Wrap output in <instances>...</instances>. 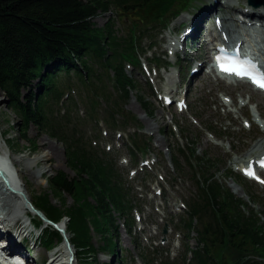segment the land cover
Here are the masks:
<instances>
[{"label": "trees", "instance_id": "16d2710c", "mask_svg": "<svg viewBox=\"0 0 264 264\" xmlns=\"http://www.w3.org/2000/svg\"><path fill=\"white\" fill-rule=\"evenodd\" d=\"M191 1L0 0V90L8 99V108L19 118L21 137L32 143L29 130L35 126L61 141L67 164L74 171L73 176L62 169L48 176L50 191L62 199V206L54 204L47 191L32 196L31 201L55 223L68 218L69 240L84 257L85 253L96 250L91 243V228L104 238L101 249L119 253L115 248L117 243L109 235L118 227L115 210L126 215L129 229L134 222L136 206L132 204L129 188L115 176L116 164L112 157L92 144V135H87L85 125L103 121L113 129V126L125 127V122L134 119L132 116L119 121L118 117H125L121 111L125 98H129L134 89L139 91L138 84L127 73L126 60L141 68L142 56L138 52L144 51V32L150 31L140 23H132L128 32L120 36L114 18L103 27L94 19L114 7L138 13L146 24L163 27L186 10L189 2L192 6ZM151 61L159 67L166 66L158 56ZM73 77L95 94L89 101L85 99L89 108L82 117L75 113L72 97L64 102L63 96L75 88L71 83ZM137 98L151 115L153 109L149 101L138 93ZM99 99L106 102L105 107L99 105ZM139 136L137 132L129 135L133 155L145 154L147 150L146 139H142V144ZM184 151L179 149V154ZM190 152L196 157V148ZM199 159L195 165L192 159L188 161L189 167L194 169V178L201 180L197 179L198 192L189 198L180 216L186 236L197 232L198 245L188 250L191 260H183L181 264H219L220 261L264 264V223L253 209L250 214L245 213V203L214 173H205L208 162ZM175 166L179 170V162H175ZM64 195L73 197L74 202H64ZM249 197L252 202L258 201L250 193ZM40 224L37 220V225ZM52 229L43 232L42 245L52 247L55 239L63 240L60 231ZM120 260L107 264H123Z\"/></svg>", "mask_w": 264, "mask_h": 264}, {"label": "rangeland", "instance_id": "374dc122", "mask_svg": "<svg viewBox=\"0 0 264 264\" xmlns=\"http://www.w3.org/2000/svg\"><path fill=\"white\" fill-rule=\"evenodd\" d=\"M209 3H214V0H192V6L189 2L186 11L172 18L168 25L163 27L161 24L159 26L146 24L138 16V13H132V16L138 17L142 21L131 20L125 15L123 21L120 22L118 13L121 9L115 10L114 7L109 12L100 13L94 19L99 27H103L109 19L114 18L120 36L128 32V27L132 23H140L147 30L150 29V31L144 32L146 33L142 41L144 51L142 52L140 49L138 52L139 56H142V59L147 58L148 62L143 59L141 68H138L126 60L127 73L138 84L139 91L134 89L129 98H125L121 110L125 117H118H120L119 121H125L126 117L132 116L134 119L125 122V127L113 126V129L102 121L98 124L88 122L85 125L87 135H92V144L112 157V162L116 164L117 173L115 176L129 188L130 198L133 199L132 204L136 206L133 210L134 222L129 229L126 215L115 210L118 227L115 232L112 231L109 235L113 236L117 243L115 248L119 253L115 254L113 250L101 249V246L104 245V238L91 228L90 233L93 237L91 243L96 250L85 253L84 257L75 247L77 264L86 262L87 264H107L120 259L123 264H171L173 262L181 264L183 260L190 261L192 254L188 250L197 247L198 234L196 231H192L186 236V229L180 224V216L186 210L185 204L189 203V198L198 192L197 179L201 180L200 177L194 178V169L188 165V161L191 159L193 165H195V161L200 160L199 158L208 162L210 170L206 169L205 173H214L226 188L228 187L237 198L245 203V213L250 214L249 211L253 209L254 213L260 217V222L264 223V185L244 177L238 165L248 161L257 143L264 141V117H260L256 123L251 117V112L257 114L258 111L264 116V99L244 84L227 85L220 82L214 73L206 76L205 71L197 76L191 84V91L187 96L188 108L185 111H179L175 103L169 106L164 104L156 93L157 90L166 93L173 87L177 90L175 94H179L180 82H187L189 69L192 65H197L199 61L203 62L205 59L211 61L210 54L208 57L206 55V49L210 48L208 38L202 44H197L195 49L187 50L189 57L192 58L189 64L182 59L185 56L184 53L177 61V57L171 54L170 49L166 47V45L168 46V36L173 35L172 38H174L175 33H178L185 25H192L194 14L199 16L206 10L200 9L206 8ZM220 4L225 5L226 3L223 4L220 0ZM232 4L235 9L220 6L222 11L212 12L208 16L209 20H206L207 23L214 26L215 17L219 15L222 19L223 17L226 19L235 18L238 15L250 21L243 11L255 8L250 6L247 0H236ZM154 22L152 21V23ZM151 44L154 45L150 47ZM155 56L163 60L166 68L159 69L155 63L150 62ZM143 68L149 77L144 74ZM103 78L108 80V77ZM71 83L75 85V88L69 95L66 93L63 96L64 102L72 97L76 107L75 113L81 117L85 116L86 110L89 108V103L86 100L89 101L95 94L91 88L89 90L84 88L76 77H73ZM137 93L149 101L150 107L153 109L151 115L142 106L137 98ZM249 99L253 102L246 108L244 105L248 103ZM7 104V97L0 90V154L7 155L12 160L14 158L23 159V162L17 163L16 166L23 169L19 171V174L22 175L21 179L31 197L47 191L51 201L62 206V199L50 191L48 176L60 169L67 171L71 176L74 175V171L67 164L68 158L64 144L47 133L40 132L35 126L29 130L32 143L24 140L18 130L19 118L8 108ZM99 105L105 107L106 102L99 99ZM249 121L252 123L251 127ZM135 132L139 133L141 143L143 138L147 141L145 154L136 153L133 155L129 149V135H134ZM193 148H196V157L190 155V150ZM179 149H184V154H179ZM254 151L257 152H253L256 156L261 154L264 148ZM43 154L49 156L46 157V160L34 164L35 159ZM142 159L149 161V165L143 167V170L140 165ZM175 162H179V170L176 168ZM201 164L203 171L204 165ZM27 165H30L31 168L28 169ZM132 169L137 170L135 175L132 174ZM40 171L43 172L42 175ZM228 173H230V177ZM145 174L149 178L147 182L144 181ZM233 185L238 186L240 190L235 189ZM158 188L162 189L161 194L155 193ZM249 193L258 200L256 202L259 204L251 201ZM65 201L67 204L74 202L73 197L69 195H64ZM36 219L40 220L41 224L35 229L26 227L29 233L22 227L19 230L16 229L18 232H23V237L30 235L31 232L30 241L22 242L17 236L16 239L23 252L29 254V250H31L30 255L33 260L31 264H42L43 260V264H45L50 256L47 249L57 246L50 249L51 253H55L61 249L62 245L57 242V239L54 240L52 247L42 245L40 237L43 236V232L49 228H53L52 230H57V228L45 216L42 219L37 216ZM67 220L68 218L64 217L59 224L67 223ZM35 222L33 220V223ZM25 223H28L26 219ZM5 224V229L10 231L11 225L8 222ZM44 224L47 225V228ZM166 225L167 232L164 233ZM60 233L62 234V232ZM4 239L8 240V238ZM225 263L224 261L219 262V264Z\"/></svg>", "mask_w": 264, "mask_h": 264}, {"label": "bare ground", "instance_id": "6f19581e", "mask_svg": "<svg viewBox=\"0 0 264 264\" xmlns=\"http://www.w3.org/2000/svg\"><path fill=\"white\" fill-rule=\"evenodd\" d=\"M234 1L236 0H227L225 2L226 3L225 5H221L219 1L218 5L216 4L211 8L210 6H207V10L202 15L195 16V20L193 23L196 25V27H200L203 24L202 23L203 19L207 20L208 16L215 10H218L220 6H224V7L226 6L227 8L235 9L234 5L232 4ZM251 5L254 6L253 4ZM261 5H263L262 7H264V4L262 2H261ZM243 13L245 14L246 18L250 19L251 27L253 26L257 27V23L253 22L255 19H257L261 23L259 24V26L262 29H264V8H261V7L255 8V9L250 8L248 10H244ZM228 20L233 22V21H237L238 19L232 18V17H230L229 19H226L223 17V21H225L223 32H226L228 35H230L231 33L235 32V29L231 27L232 26L231 22ZM259 48L264 53V34L262 35L261 42H259ZM206 50H207L206 55L208 57L210 54V50L209 49H206ZM207 64H209V61H207ZM171 89H172V92L175 90L173 89V87H171ZM256 93L260 94V92L258 91ZM260 116L264 117L261 112H260ZM262 148H264V141L257 143L248 161L251 162V160H254L255 157L258 156V155L255 156V154H253V152H255L254 150L259 151ZM263 154H264V151L259 155H263ZM47 156L49 155L48 154L40 155L38 158L35 159L34 164L46 160ZM10 159L11 158L9 156L0 154V238H3V239L8 238V240L6 241L8 242L7 244H9L6 249L3 247H0V249H2L5 252V255H3L2 250L0 251V260L6 264H12L10 260L12 254H18V253L22 254L23 253L27 256V253L23 252V249H21L20 245L18 244L16 236L20 238L22 242H29L31 232H30V235L23 237L22 236L23 232H18V230L21 229L22 227L29 233V230L26 227H31V228L34 227V229L37 228L38 225L36 223L37 222L36 217L39 216L42 219L44 216L42 212L38 213L37 211H35V207L34 206H33L34 208L32 207L31 196L26 191V185L23 183V180L21 179L22 175L20 176L19 174L20 173L19 171L23 169H19L16 166L17 163H22L23 159L14 158L13 160L11 159L12 162L10 161ZM238 165L241 168L243 167L242 164L241 165L238 164ZM27 166H28L27 167L28 169L31 168L29 167L30 165H27ZM40 172L42 175L43 172L42 171ZM233 186L235 189H239L238 186L236 185H233ZM25 219L28 221V223H25ZM33 220L36 221L35 222L36 224L33 223ZM5 222H8L11 225L12 229L10 231L5 229V225H6ZM44 225H45V228H47V225L46 224ZM59 226L63 227L65 230L67 229L66 222L60 223ZM59 226H57L58 231H60ZM17 228L18 230H16ZM67 235L64 232H62L63 240L61 242L57 240V242L61 243L62 245L60 250H58L55 253H51L50 249H54L57 246L47 249V252L48 254L50 253V256H48L49 261L47 260L45 264H77V257H76L77 253L75 250V246H72L69 240V237ZM3 239H0V241ZM36 243L37 242L35 241V244ZM26 256H24V259L27 260V262H30V259L27 258ZM29 256L31 257L30 253H29ZM42 259H44V256H42ZM41 263H44V260Z\"/></svg>", "mask_w": 264, "mask_h": 264}, {"label": "snow or ice", "instance_id": "6c2138e0", "mask_svg": "<svg viewBox=\"0 0 264 264\" xmlns=\"http://www.w3.org/2000/svg\"><path fill=\"white\" fill-rule=\"evenodd\" d=\"M218 61L220 62V68L222 71L229 74H234L240 78H248L255 85L264 89V72L259 71V69H257V67L251 61H242L238 58V55L235 58L218 57ZM261 166L264 167V161L261 162ZM246 175L257 178L255 176V171L252 168L246 170Z\"/></svg>", "mask_w": 264, "mask_h": 264}, {"label": "water", "instance_id": "95a60500", "mask_svg": "<svg viewBox=\"0 0 264 264\" xmlns=\"http://www.w3.org/2000/svg\"><path fill=\"white\" fill-rule=\"evenodd\" d=\"M261 2L264 4V0L263 1L262 0L261 1L260 0H248V3L249 4H253L254 6H260ZM125 15H127L129 17V19H131V20L142 21V19L132 16V12H124L123 10H120L119 13H118V18H119L120 22L123 21V18H124ZM31 204H32V207H33V203H31ZM35 211H37L38 213H41L40 210H38L37 208H35ZM55 226L57 228V226H59V224H55ZM59 228H60V230H62V232H64L67 235V232H66V230L63 227L59 226ZM166 232H167V227L164 228V233H166Z\"/></svg>", "mask_w": 264, "mask_h": 264}]
</instances>
